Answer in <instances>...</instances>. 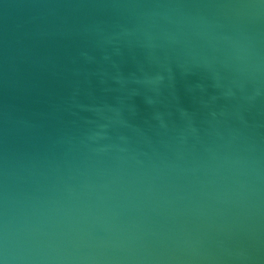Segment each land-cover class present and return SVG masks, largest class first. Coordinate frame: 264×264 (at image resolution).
<instances>
[{
  "label": "clouds",
  "instance_id": "obj_1",
  "mask_svg": "<svg viewBox=\"0 0 264 264\" xmlns=\"http://www.w3.org/2000/svg\"><path fill=\"white\" fill-rule=\"evenodd\" d=\"M0 264H264V0H0Z\"/></svg>",
  "mask_w": 264,
  "mask_h": 264
}]
</instances>
